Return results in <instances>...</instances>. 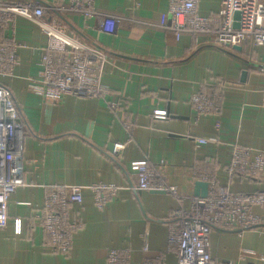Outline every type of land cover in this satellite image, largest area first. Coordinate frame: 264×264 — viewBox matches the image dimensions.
Listing matches in <instances>:
<instances>
[{"label": "crops", "instance_id": "obj_1", "mask_svg": "<svg viewBox=\"0 0 264 264\" xmlns=\"http://www.w3.org/2000/svg\"><path fill=\"white\" fill-rule=\"evenodd\" d=\"M219 3L198 0L197 11L214 14ZM93 5L123 17L112 33L78 14L59 18L73 37L107 52L100 82L117 95L114 108L100 98L65 95L54 103L35 95L27 82L38 78L46 34L22 16L14 18L12 29L0 31V38L16 44L17 54L12 76L0 81L9 87L25 123L23 183L8 198V223L0 228V264H106L108 247L129 249L130 264H176L175 246L167 242L176 207L172 195L122 188L99 209L87 188L135 183V162L164 161L168 181L184 193L193 194L194 181L212 178L231 193L264 187V170L253 178L230 176L227 170L234 144L264 155V45L237 50L216 47L202 35L177 39L160 26L170 22L168 0H94ZM212 87L221 96L218 111H196L193 98L208 96ZM125 122L134 125L131 136ZM200 137L217 141L200 145ZM116 141L125 142L117 160L112 156ZM50 185L83 187L82 203L70 207L81 225L68 252L52 251L39 225ZM184 205L189 207V199ZM251 212L262 218L253 229L210 232L214 260L264 264V210L252 205Z\"/></svg>", "mask_w": 264, "mask_h": 264}, {"label": "built area", "instance_id": "obj_2", "mask_svg": "<svg viewBox=\"0 0 264 264\" xmlns=\"http://www.w3.org/2000/svg\"><path fill=\"white\" fill-rule=\"evenodd\" d=\"M94 0H26L24 2L0 1V31L12 29L14 18L22 16L34 21L46 34L47 42L41 48L38 78L30 79L27 88L46 102H58L65 95L78 98H100L108 106L117 105V95L101 84L100 77L108 60L107 52L94 43H84L68 33L59 18L64 13L81 15L94 19L100 29L112 33L123 17L117 13L99 9ZM198 0H168V25L178 39L182 34L202 35L216 47L264 45V0H220L216 13L200 15ZM239 18L234 19V12ZM51 17L47 19L46 14ZM237 21L239 26L233 27ZM17 64L16 44L10 39L0 38V78L12 76ZM260 69H263L262 67ZM217 87H221L217 84ZM210 96V97H209ZM220 93L215 91L193 98L198 112L218 111ZM215 112V113H216ZM157 115L156 117H161ZM134 125L125 122L129 136ZM25 123L22 110L14 100L8 86L0 81V228L8 223L7 202L9 196L23 183L22 139ZM213 137H200L197 144L216 142ZM125 148V142L113 143L112 156L115 160ZM135 183L119 185L95 183L87 188L93 194L99 209L115 199L122 188L133 192L143 190L163 191L174 197L176 207L170 213L172 223L168 232V247L175 246L176 264H233L219 263L209 252V235L212 230L242 232L255 228L262 220L251 212L252 205L264 210V187L250 193H231L212 178L208 182L204 197L184 193L171 184L164 172V161L148 164L134 163ZM264 170L262 151L242 145L232 146L228 174L256 177ZM190 205L185 207L184 201ZM83 201V187L80 185H50L39 217V225L48 239L52 251L68 252L72 235L80 227V221L73 212L72 204ZM144 249L146 247L144 246ZM246 253L253 254L250 250ZM130 250L127 248H106V264H130ZM155 264H160L157 261Z\"/></svg>", "mask_w": 264, "mask_h": 264}, {"label": "water", "instance_id": "obj_3", "mask_svg": "<svg viewBox=\"0 0 264 264\" xmlns=\"http://www.w3.org/2000/svg\"><path fill=\"white\" fill-rule=\"evenodd\" d=\"M234 19L237 20L239 18V12H234ZM239 23L237 21L233 22V27L237 28ZM233 48L240 50V46H233ZM245 72L242 73L241 79H243ZM208 182L206 180H196L193 185V195L204 197L207 194Z\"/></svg>", "mask_w": 264, "mask_h": 264}, {"label": "trees", "instance_id": "obj_4", "mask_svg": "<svg viewBox=\"0 0 264 264\" xmlns=\"http://www.w3.org/2000/svg\"><path fill=\"white\" fill-rule=\"evenodd\" d=\"M207 91H208V88L206 89ZM201 91H203V90H201ZM209 91H210V93H213V92H215V89L212 87L211 89H209ZM203 93V92H202ZM209 93V94H210ZM201 94V93H200ZM218 104H220V102L218 101L217 102ZM227 170H228V167H227ZM210 178H211V176H210ZM250 178H252V177H250Z\"/></svg>", "mask_w": 264, "mask_h": 264}]
</instances>
